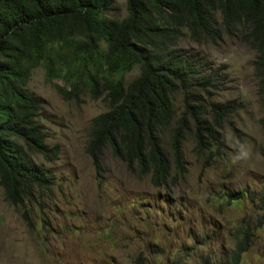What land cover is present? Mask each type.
Listing matches in <instances>:
<instances>
[{"label":"trees","instance_id":"trees-1","mask_svg":"<svg viewBox=\"0 0 264 264\" xmlns=\"http://www.w3.org/2000/svg\"><path fill=\"white\" fill-rule=\"evenodd\" d=\"M122 1L123 18L112 16L115 0H0V186L9 205L25 207L53 186L46 170L31 161L33 154L47 162L58 157L38 122L42 100L26 90L39 67L46 83L63 84L54 87L65 101L87 94L105 105L91 122L85 149L95 173H102L109 151L160 189H178L187 180L186 142L204 168L215 163L218 130L234 112L205 102L207 91L221 90L220 82L197 55L176 46L183 36L196 44L235 38L252 50L264 107V0ZM134 69L138 76L125 84L123 76ZM259 124L264 130V117ZM245 197L243 191L220 195L217 207ZM254 227L249 220L235 226L232 247L219 264H241ZM132 264L150 262L139 252Z\"/></svg>","mask_w":264,"mask_h":264},{"label":"rangeland","instance_id":"rangeland-1","mask_svg":"<svg viewBox=\"0 0 264 264\" xmlns=\"http://www.w3.org/2000/svg\"><path fill=\"white\" fill-rule=\"evenodd\" d=\"M114 6L112 16L125 17L124 2L115 0ZM176 46L197 55L200 66L220 82L221 90L207 91L205 102L234 111L218 130L215 163L204 168V159L196 158L193 144L186 142L187 180L178 189L153 188L109 151L97 175L85 149L91 122L105 105L87 94L65 101L54 87L63 84L46 83L39 67L26 90L42 100L38 122L45 144L57 147L58 157L47 162L33 154L31 161L46 170L53 186L20 208L5 201L0 187V264H132L139 252L150 264H203L206 259L219 264L241 220L255 226L241 264H264V130L259 124L264 107L253 75L255 53L229 37L196 44L186 34ZM137 76L134 69L123 81ZM240 145L251 149L247 161L236 159ZM241 191L246 197L240 202L218 209L220 195Z\"/></svg>","mask_w":264,"mask_h":264},{"label":"clouds","instance_id":"clouds-1","mask_svg":"<svg viewBox=\"0 0 264 264\" xmlns=\"http://www.w3.org/2000/svg\"><path fill=\"white\" fill-rule=\"evenodd\" d=\"M251 157V149L245 148L244 145H240L237 154H236V159L238 161H247ZM151 185V184H150ZM152 186V185H151ZM1 187V186H0ZM153 187V186H152ZM2 188V187H1ZM155 188V187H153ZM160 189V188H156ZM167 189H172V188H166V189H161V190H167ZM3 190V189H2ZM44 193V192H42ZM41 193V195H42ZM46 193V192H45ZM41 195H36V196H41ZM35 196V197H36Z\"/></svg>","mask_w":264,"mask_h":264}]
</instances>
